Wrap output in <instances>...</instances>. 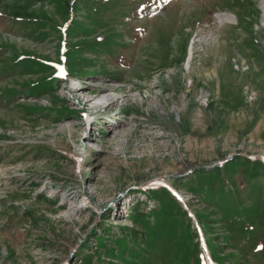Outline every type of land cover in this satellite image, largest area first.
I'll use <instances>...</instances> for the list:
<instances>
[{
    "label": "rangeland",
    "instance_id": "374dc122",
    "mask_svg": "<svg viewBox=\"0 0 264 264\" xmlns=\"http://www.w3.org/2000/svg\"><path fill=\"white\" fill-rule=\"evenodd\" d=\"M0 264H264V0H0Z\"/></svg>",
    "mask_w": 264,
    "mask_h": 264
},
{
    "label": "bare ground",
    "instance_id": "6f19581e",
    "mask_svg": "<svg viewBox=\"0 0 264 264\" xmlns=\"http://www.w3.org/2000/svg\"><path fill=\"white\" fill-rule=\"evenodd\" d=\"M220 18V23H235V17L234 16H229V15H222L219 17ZM104 91L103 88H99L97 89L96 92H94L92 95L88 96L87 99H85V104L86 105H90L91 102H93L94 100H97L98 103L100 102H103L104 100H102L103 98V95H102V92ZM109 106L111 105L112 101L109 102ZM108 106V107H109Z\"/></svg>",
    "mask_w": 264,
    "mask_h": 264
}]
</instances>
